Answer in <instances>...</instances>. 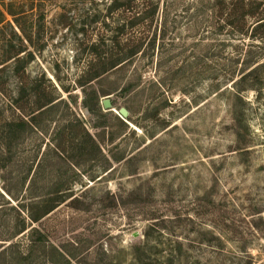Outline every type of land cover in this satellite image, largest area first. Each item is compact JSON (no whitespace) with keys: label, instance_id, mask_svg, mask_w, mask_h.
Masks as SVG:
<instances>
[{"label":"rangeland","instance_id":"rangeland-1","mask_svg":"<svg viewBox=\"0 0 264 264\" xmlns=\"http://www.w3.org/2000/svg\"><path fill=\"white\" fill-rule=\"evenodd\" d=\"M127 1L0 0V264H264V67L234 82L263 41Z\"/></svg>","mask_w":264,"mask_h":264},{"label":"trees","instance_id":"trees-1","mask_svg":"<svg viewBox=\"0 0 264 264\" xmlns=\"http://www.w3.org/2000/svg\"><path fill=\"white\" fill-rule=\"evenodd\" d=\"M133 0H128L127 2H131ZM204 1V0H200ZM216 4H221L226 10V25L230 27L233 37L242 38L249 35V38L253 40L260 39L263 41L262 50L254 53L247 58V63H258L254 68H252L249 72L244 73L240 78L236 79L234 82L239 87L241 83H243L250 72L259 71L262 67H264V61L260 60L264 57V0H215ZM119 5V1H115L114 7ZM240 36V37H239ZM138 48H134L131 50L130 54L137 53ZM260 55V56H259ZM123 57L116 59L115 61H111V66H107L105 63L100 64H92L85 71L84 75H82L78 82L81 86H85L86 84L91 83L96 78H102V76L108 72L110 69L118 66L123 62ZM248 65V64H246ZM252 65V64H251ZM251 74V73H250ZM133 83H128L121 87H102L99 90L93 89L95 93V100L97 107L91 109H99L101 110L102 105L100 103L101 96L108 95L116 92L117 90H121L123 92L130 91ZM242 89V87H240ZM87 96L89 92L87 91ZM85 98L86 105H89V97ZM88 98V99H87ZM55 98H51L50 100L40 102L39 109H43L46 106L53 105ZM130 119V117H128ZM127 125V124H126ZM58 196L55 197H46L43 201L36 205V212L31 213V217L34 221L40 220L46 214L50 213L54 208V203L58 201Z\"/></svg>","mask_w":264,"mask_h":264},{"label":"water","instance_id":"water-1","mask_svg":"<svg viewBox=\"0 0 264 264\" xmlns=\"http://www.w3.org/2000/svg\"><path fill=\"white\" fill-rule=\"evenodd\" d=\"M103 104L106 108H112V101L109 97H107L103 100ZM119 112H120L121 116L126 117V118L129 115V110L126 107H121Z\"/></svg>","mask_w":264,"mask_h":264}]
</instances>
